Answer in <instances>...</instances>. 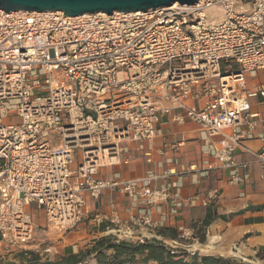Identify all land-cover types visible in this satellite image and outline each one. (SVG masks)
Returning a JSON list of instances; mask_svg holds the SVG:
<instances>
[{
	"label": "built area",
	"instance_id": "1",
	"mask_svg": "<svg viewBox=\"0 0 264 264\" xmlns=\"http://www.w3.org/2000/svg\"><path fill=\"white\" fill-rule=\"evenodd\" d=\"M212 8L221 10L219 20L208 19ZM260 74L264 0L77 16L0 8V252L23 254L22 264H88L33 262L27 245L39 213L45 231L64 234L87 219L88 197L108 189L130 202L128 210L138 207L128 221L118 214L111 221L126 227V237L136 228L139 242L166 220H154L150 208L169 203L175 214L185 204L215 202L217 187L188 198L179 179L152 188L153 180L177 175L172 168L135 179L99 176L127 161L128 142L155 138L165 115L195 122L205 141L219 137V146L208 150L218 163L192 165L181 179L227 169L229 182L246 180L251 162L237 160L236 152L255 137L261 148L246 150L264 179V111L253 109L264 104ZM248 76L255 78L251 84ZM180 238L199 242L192 227L182 228Z\"/></svg>",
	"mask_w": 264,
	"mask_h": 264
},
{
	"label": "crops",
	"instance_id": "2",
	"mask_svg": "<svg viewBox=\"0 0 264 264\" xmlns=\"http://www.w3.org/2000/svg\"><path fill=\"white\" fill-rule=\"evenodd\" d=\"M259 79H264V74H260ZM253 109L264 111V104H254ZM158 129L159 133L152 140L128 142L126 144L128 152L125 155L127 161H123L120 165L102 168L99 176L112 180L116 174H119L122 179H135L145 176L150 171L163 175L172 168L176 169L177 175L153 180L152 188L179 179L182 182L181 195L184 198L195 194L204 197L206 189L219 188L221 194L210 206H203L200 202L195 205L185 204L178 208L175 214L170 213L169 203L163 204L160 210L150 208L154 220L158 221L163 216L166 220L162 227L148 231L146 235L149 236V240L156 238L164 242L172 251L199 256L235 257L247 264H255L253 259L257 258L259 252H264V179L260 176L259 164L254 162V154L248 150L258 151L262 145L261 139L255 137L244 140L243 147L236 152L237 160L251 162L246 180L238 184L229 182L227 169L213 170L203 180L193 174L185 175L181 179L179 173L192 165L202 167L205 161L218 163L208 150L219 146V137L205 141L198 124L190 119L176 122L168 115L162 117ZM260 130L261 128H258L257 133ZM170 142H180L181 145L173 149L165 145ZM161 151H164V154ZM169 159H174V162L168 163ZM129 206L130 202L124 200L122 195H117L109 189L99 198L89 196L87 219L64 234L45 231L44 216L39 213L35 239L27 245L33 255L32 261L68 263V256L77 255V261L85 260L88 264H100L94 253L81 256L99 238L113 235L119 240L129 238L138 241L143 235L136 228H132L129 236L126 237L124 234L126 227L116 226L111 221L115 214H118L123 221H128L132 213H138V207L130 211ZM185 227H192L197 235L201 234L203 241L201 239L202 243L197 245L201 252H194L198 248L176 249L182 228ZM163 229H167L169 235L161 234L160 231ZM172 231L177 233L176 238L170 235ZM178 244L186 246L180 242ZM24 261L23 254L8 255L0 252V264H22ZM259 264L263 263L259 262Z\"/></svg>",
	"mask_w": 264,
	"mask_h": 264
},
{
	"label": "trees",
	"instance_id": "3",
	"mask_svg": "<svg viewBox=\"0 0 264 264\" xmlns=\"http://www.w3.org/2000/svg\"><path fill=\"white\" fill-rule=\"evenodd\" d=\"M169 235L167 229L160 231ZM177 237V233H170ZM203 241V239H202ZM95 254L100 264H247L235 257H222L198 254L190 255L188 252L172 251L166 244L156 238L146 242L134 241L129 238L118 239L113 235L99 238L95 244L82 253L81 256ZM264 256V252H259ZM77 255L67 257L68 263L77 262Z\"/></svg>",
	"mask_w": 264,
	"mask_h": 264
},
{
	"label": "water",
	"instance_id": "4",
	"mask_svg": "<svg viewBox=\"0 0 264 264\" xmlns=\"http://www.w3.org/2000/svg\"><path fill=\"white\" fill-rule=\"evenodd\" d=\"M199 0H0V8L10 11H64V14L77 16L86 13L114 11H148L164 6L194 4Z\"/></svg>",
	"mask_w": 264,
	"mask_h": 264
},
{
	"label": "rangeland",
	"instance_id": "5",
	"mask_svg": "<svg viewBox=\"0 0 264 264\" xmlns=\"http://www.w3.org/2000/svg\"><path fill=\"white\" fill-rule=\"evenodd\" d=\"M237 9H239V7H237ZM222 12L219 8H212L210 10H208V19L209 20H219L221 18ZM248 82L251 84V82H253L255 80L254 77L248 76L247 78ZM253 86V84H252ZM75 160H77V153H75ZM37 215V214H36ZM40 216H36V223H38ZM36 231H37V227H36ZM198 238H199V242H195L191 239H182V238H178V242L186 244V246L183 245H179L178 243H176V245H178V247H176V249H180V250H188V248H192V250H194L195 248H199V246L202 242H201V234L198 233ZM201 252V251H198ZM202 255V254H201ZM241 258V257H240ZM238 259V258H237ZM242 259V258H241ZM244 260V259H242ZM253 261L255 262V264H259V262H262L264 264V256H257V258L253 259Z\"/></svg>",
	"mask_w": 264,
	"mask_h": 264
}]
</instances>
